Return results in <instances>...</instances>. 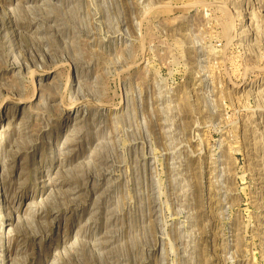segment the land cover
<instances>
[{"label": "rangeland", "instance_id": "374dc122", "mask_svg": "<svg viewBox=\"0 0 264 264\" xmlns=\"http://www.w3.org/2000/svg\"><path fill=\"white\" fill-rule=\"evenodd\" d=\"M0 264H264V0H0Z\"/></svg>", "mask_w": 264, "mask_h": 264}]
</instances>
